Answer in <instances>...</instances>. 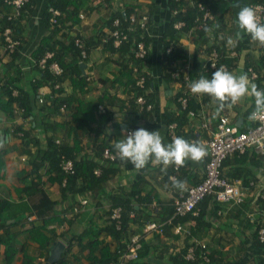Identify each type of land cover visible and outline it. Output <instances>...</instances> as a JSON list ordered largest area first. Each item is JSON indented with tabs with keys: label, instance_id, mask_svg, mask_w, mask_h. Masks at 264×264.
<instances>
[{
	"label": "trees",
	"instance_id": "obj_1",
	"mask_svg": "<svg viewBox=\"0 0 264 264\" xmlns=\"http://www.w3.org/2000/svg\"><path fill=\"white\" fill-rule=\"evenodd\" d=\"M190 1L191 0H170L169 7L171 10L179 11L177 14L178 17H173L172 22L184 18L187 22L188 28H190L194 25L195 18L203 15L204 12H199L197 9H194L190 5ZM194 1L195 3L201 2L215 16L214 21L210 22V25L208 26L213 28V39L217 42L214 45V48L222 55L221 61L226 62L231 70V67L233 66V58L230 59V57H225L229 55L231 52L230 50H241V45L239 44V46L236 44L228 46L229 48L231 47L230 50L226 48L227 45L225 44H228V40L233 38V35L230 34V36L227 37V35L223 34V31L226 29V25L229 26V24L225 21V15L223 13H219V9L222 4H224V0ZM90 2L91 0H50L49 2V7L46 10L44 20L46 25L51 28L47 36L42 38L40 44L34 50L35 52H33V65L37 70V75L34 79L35 81L33 82V90L36 96L35 104L36 106L39 104V107L33 110V102L31 98H29L28 92L20 90L18 96L16 97L12 95V89H10L9 86L7 87L9 94V100L6 105L8 106V113L10 115L14 114L13 108H10V106L14 102H17L20 105V108H23L24 118H29L32 114L38 113L41 117V121L36 122L32 119V127L30 125V128L32 129L26 131L23 135V138L25 139L24 151L27 155L26 159H28L31 171L25 177L26 180L24 181V186L17 189V199L0 196V247L1 245H6V264H10L14 260L21 248L20 246H22L21 251L27 255L26 263L28 264H34L33 260L36 256L45 255V259H48V254L45 252H47V250L49 252L50 247L60 238H64L67 241V246L63 252L61 260L67 253L70 252L71 246L74 243L81 244L84 240L88 239L89 242L85 245L81 244V246L82 249L89 247L90 252L88 259L91 264H108L113 261L116 262L118 261L119 251L127 248L129 237L132 233H135V230L131 232L132 225L139 223L143 231L144 225L142 224H146V221L152 219V212L146 207L153 202V197L148 195L142 196L140 190L134 189L129 194L111 196V207L107 210L110 220L109 224L104 227L99 225L94 218L89 222L88 228L85 229L79 236H70L68 231L56 234V231H58L57 229H53V231L49 229V225L54 223H58L62 226L65 225L69 229L77 218H75V215L73 218L67 219L68 217L65 216V213H69L68 211L73 212V208L78 203V200L76 199L73 204H68L64 213H59L60 211L57 210L58 206L69 202L70 197L76 198L79 194H84L90 191L95 192L103 187L104 183H106L107 168L103 169L105 166L100 165V161L103 157L102 154L104 149L110 145L114 146L116 143V141H113L115 133H108L107 130L108 123L111 120L114 122L116 118L117 111L111 107L112 104H116L115 100L118 98L116 94L120 91L123 94V98H118L119 101H121L120 107L123 109L122 111L127 121H132L131 125L136 124L135 118L137 115L145 118L148 116L147 113L150 114L153 111L145 110L140 112L137 109L136 100L139 96H145L148 102L154 105L157 102L154 73L148 67V62L152 56L151 49L153 46L151 37L148 33L149 26L151 24L152 11L143 10L136 5H127L125 13L122 11L113 13L108 20L102 24L103 30L101 29L91 42L89 40L87 42V40L83 39L84 37L81 35V32H78L75 37L67 39L66 37L68 34L70 35V30L73 27L65 24L64 21H66L68 16L74 17L80 10H86V7ZM256 3L264 4V0H244L242 7L251 6ZM51 7L58 9L61 12L60 15L55 16V22L51 21L54 17V14L50 11ZM70 7H73L72 11L70 10ZM23 11L24 8L21 10V14L19 16H15L16 9L13 6L7 5L4 0H0V44H3L7 51L8 43L6 42L4 31L7 27H10L12 29V38L15 39V41H18L19 44L21 43L19 40L21 39V36L19 35L21 31V29H19V20L22 19ZM64 12L68 14L66 17L64 16ZM131 14L137 15L138 19L144 14L150 15V19L147 22V28L141 29L137 26V28L133 31L128 32V38L123 40L120 46H116L114 44V37H109L110 39L107 42H104L103 38L108 34H113L115 30L119 29L121 31H127V29L129 30L128 27L131 24L133 26L135 25L130 20ZM116 18L121 20V24L118 26L113 24ZM172 22L166 30L161 48L162 72L167 82L172 81L171 75L166 73L167 66L173 59H176L181 50V48H177L176 46L171 54L166 53V49L171 46L173 42L176 40L178 41L182 35V31H178L173 28ZM217 24L219 27H213ZM106 30L109 31L107 32ZM205 34V30L201 31V39L203 42L210 40V38L206 37ZM77 38L83 39L84 47L85 49L87 48L88 52V56L86 58L81 56V50L76 44ZM139 42H143L148 50V54L144 59L134 58L133 55V51L135 52L136 49L138 50ZM20 48L21 46L17 47L14 52V56H18ZM91 49H100L109 63H115L117 66L119 65V71L117 73L110 70L113 73L112 78L105 76L104 72L98 75L97 79L101 81L104 88H100L101 90L99 96L95 99H91L87 96L91 89L89 88L90 84L92 83L93 78H95V74H92V71L95 73V70L87 63L88 61L91 62V54L93 53V50L91 51ZM48 52H52L53 57L47 59L44 67L40 64V60L44 58ZM258 60L259 61L255 62L249 61L247 67L249 68L250 66H253L254 70L258 73L262 72V75H259L260 77L257 80L256 85L259 89H264V85L261 84L264 80V73L261 71V68L264 67V55L260 56ZM53 62H58L61 65L63 72L60 75L54 74L50 69V65ZM81 62L88 66V71L86 69L87 75L82 74L80 69ZM197 64L198 63L196 62V67ZM134 65H137L141 70H144L145 86L143 88L136 86V80L133 81L132 78L126 79L123 74H120L124 71H128V69H133ZM213 72L214 70H210L209 73L202 75L201 77L211 79ZM195 73L196 72L193 73V76ZM142 74L143 73L139 74V76H142ZM17 78L18 77L15 76L14 80L16 81ZM56 83H60L62 86L61 88L54 90ZM66 84H70L71 88H65V86L67 87ZM42 87H49L48 89H52L51 91L54 92V94H49L43 98V101L40 100L41 96L39 95L40 88ZM182 87L183 86L175 87L178 91L175 96L176 99L178 98V94L181 92H179V90ZM112 91H114L115 94L112 93ZM203 102L205 103V95H203ZM100 104L106 107L105 113H101L99 111ZM176 105H178V112L180 110V104L177 102ZM189 107L190 109L197 111L201 108L196 99H191ZM187 119L191 120L187 111L179 112V114L169 112L167 124L177 122L178 137H183L190 142V139L194 136V134L192 132H187L188 130H184V124L186 125L185 122H187ZM147 124H150L148 118ZM167 126L168 125H166V127ZM34 132L37 133V136L33 134ZM89 137H93L94 141L88 144L86 139ZM169 142L171 143V140H169ZM165 144H167V142ZM88 147L90 149H88ZM244 155L246 158L250 157L247 151ZM251 157L254 160L258 159L254 155ZM252 158L250 159L252 160ZM67 160H71L73 162L74 173L66 172L62 168L63 164ZM207 161V157L204 156V158L197 163L205 166L206 170ZM111 163L114 162H108L107 164ZM98 166L102 168L100 176H97L94 173V169ZM181 168L182 167L174 169L173 166L171 169L166 170L167 179L171 174H178L177 172L178 170H181ZM1 171L2 173H0V177H2L5 172L4 161L0 164V172ZM22 172H24V170H21L19 174ZM242 175L246 177V174ZM223 177L230 180L225 176L224 172ZM64 180H66L65 184ZM245 181L247 182L246 179ZM230 182L232 181L230 180ZM55 186L58 187V191L53 188ZM136 196H138L136 202H138L140 206L145 205V213L143 210L141 211V209H137V203L135 202ZM213 197V195L206 196L198 204L199 211L198 215H196L198 216L195 221L196 227L192 226L189 232L186 233L188 238L191 236L193 237L196 234L198 236L201 231L203 235V230L207 232L213 225V222L210 220L206 222L203 221L204 223H202L201 220H204L210 215L222 218L221 215H217L220 208L219 204H216V208H213V210L204 206V203L206 205V203L211 199L213 202V199L215 198ZM257 201L259 205L261 204L264 206L263 198L258 197L256 202ZM20 202L21 204L26 202L30 204V206L27 204L29 206V210L23 218H19L20 214L11 212L13 208H17ZM174 204L175 200L172 206L168 209V215L163 218L164 221H156L162 229V232L159 234L167 235V232L171 230L170 228H174L176 224L181 223L185 219L183 216L175 214ZM116 206L123 207L121 228H117V221L115 219L112 220L111 218V210ZM246 207H249L246 201L235 205L234 208L232 207L233 210L230 212L229 217L236 219L238 222L251 220L253 223H250V226H255V231L253 232L255 245H258L260 248H264V241L261 240L259 234V230L262 227V222H264V220L261 221L260 218L256 217V215L250 217L249 213L245 211ZM166 209L167 207L165 210ZM131 212L135 213L134 217L130 216ZM32 216H35V218L30 219ZM189 216L191 218H195V216ZM11 219L15 220L13 222H9ZM170 219L172 220L169 225H163L162 222L167 224ZM101 229L105 230L107 234L114 236V239L119 241L120 247L114 253L110 250L108 243L103 244L104 239L96 237L97 233ZM156 233L158 234V232ZM159 234L156 235L157 240L161 238ZM18 240L23 241L24 243L21 244ZM195 240L199 241V239L194 238V244L191 245L196 247L197 259L189 260L186 258L188 249L191 246L190 245L186 246L184 249L172 256L174 264H209L219 260L217 257L220 254L216 252V249L212 246H207L206 252L209 257V261H205L201 257V253L204 250ZM32 242L38 243L39 247L36 248L34 254L31 256L27 254L25 247L29 246ZM100 244H103V247H101L98 253H96L94 248ZM18 246L20 247L19 250ZM152 253L153 250L151 245H144L140 249V256L136 260L130 262V264H156L152 260H148L149 255ZM156 256L158 260L164 259L162 258L164 256L162 253L156 254ZM253 259V264H264V258L262 256L255 257ZM61 260L57 263L61 262Z\"/></svg>",
	"mask_w": 264,
	"mask_h": 264
},
{
	"label": "crops",
	"instance_id": "obj_2",
	"mask_svg": "<svg viewBox=\"0 0 264 264\" xmlns=\"http://www.w3.org/2000/svg\"><path fill=\"white\" fill-rule=\"evenodd\" d=\"M49 2L50 0H30L24 8L22 19L19 20V29H21L19 34L21 36V39H19L21 43L19 46H21V48L17 57L14 56V53H9L3 44H0V139H3L4 141L3 146L0 147V164L4 161L5 168L3 176L0 177V196L9 197L10 199H17L16 191L18 188L24 186V181L26 180L25 177L31 171L28 159L22 161V157H27V155L24 151L25 139L21 134L32 129L30 128V125L33 122L32 119L36 122H40L41 117L38 113L32 114L29 118H24L15 113L10 115L7 111L8 106H6L9 100L7 87L9 86L10 89H12V95L16 97L20 90L28 92L29 98H31L33 102V110L39 107V104H37V106L35 104L36 96L33 90V82L37 75V70L33 65V52H35L34 50L40 44L42 38L47 36L51 28L46 25L44 20L46 10L49 7ZM107 2L108 4H106L104 0H91L86 7V10H80L74 17L68 16L64 22L73 28L70 30V35L68 34L66 38L71 39V37H75L78 32H81V35L84 37L83 39L87 40V42L88 40L91 42L100 32L97 31V28L101 25L99 28V30H101L102 24L108 20L113 13H117L123 9L126 11L127 5H136L143 10L152 11L151 24L148 33L151 37L153 46L151 49L152 56L148 62V67L154 73L157 102L154 105L152 113H147L148 116L145 118L137 115L135 118L136 124L131 125L132 121H127L123 114V109L120 107L121 101H119L118 98H123V94L119 90L120 92L116 94L118 97L115 100L116 104H112V106L110 105L117 111L114 122L113 120L110 121V130L115 134L123 135L125 134L123 131L125 126L136 128L143 127L148 131H159L163 141H165L163 143L167 142L168 144L170 143L169 140H171L168 137V129L166 127L168 114L169 112L177 114L178 108V105H176L177 99L175 97L178 91L176 88H171L169 82L166 81L161 65L163 38L167 28L172 22L173 15L172 10L169 7L170 0H107ZM223 2L224 4L220 7L219 13L225 15V21L230 26L226 25L223 34L227 35V37L230 36V34L233 35V38H231L233 43L225 44L227 45L226 48H229L228 46L231 45H241H239L241 50L237 51L238 56L233 59V66L231 67L230 72L237 76L245 73L247 74L248 62L259 61L258 58L264 55V46H261L257 41H253L249 34L238 29L235 13L238 14L240 8L243 6L244 0H224ZM70 10L72 11L73 7H70ZM125 11L123 13H125ZM81 13L85 14V18L80 16ZM67 15L68 14L64 12V16L66 17ZM236 30L240 32L238 39H236ZM181 38L182 36L180 39ZM201 42L203 41L201 40ZM197 44L200 43L197 42ZM92 50L93 49H91V51ZM87 63L92 65V68L95 70V73L92 71V74H95V78H93L92 83L90 84L89 88L91 89L87 96L91 99H95L99 96L100 88H104L101 81L97 79L98 75L104 72L105 76L112 78L113 73L110 70L117 73L119 71V65L117 66L115 63H109L100 49L93 50V53L91 54V62L88 61ZM99 63H102V65L98 66ZM87 67L88 66L86 65V69ZM261 71L264 73V67L261 68ZM120 74H123L126 79L129 78L128 73L125 71ZM259 75L261 76L262 72L259 73ZM15 76L18 77L16 81L14 80ZM261 84L264 85V80ZM66 85L67 87L65 86V88H71L70 84ZM42 88H45L44 91L46 94L49 93V87ZM112 93H114V91H112ZM205 103L206 110H208V112L210 111L208 115L210 128H213V126L218 123V118L222 114L229 115L231 122L234 125L238 126V122H240L239 126L242 130L253 125L251 113L256 109L253 97L246 96L234 105L226 103L223 108H220L219 103L214 98L205 95ZM15 105L16 102H14L10 108L12 107L14 109ZM147 118L150 124H147ZM124 120H126V122ZM185 123L184 130H188L187 132H192L194 134V136L190 138H196L197 142L203 144L207 150V142L210 135L207 130L199 129L201 124L200 119H187V122ZM33 134L37 136L36 132ZM86 140L89 144L94 141V138L89 137ZM88 149L90 148L88 147ZM247 153H249V158H246L244 153H236L229 156L225 160L223 172L232 182L239 183L243 187L249 188L248 197L246 199V203H248L249 207H246L247 209L245 208V211L250 213L251 217L256 215V217L263 221L264 206L261 204L259 205L258 201L256 202L257 198H255L254 193L256 192V195H258L259 192L264 189V155H261L253 149H248ZM252 155L256 156L258 159L254 160L251 157ZM250 158H252V160ZM104 166L103 169L107 168V179L106 183L103 184V187L95 192L90 191L86 193L85 196H79V194L76 198L70 197L69 202L58 206L57 210L60 211L59 213H64L68 204H73L76 199L78 200V203L76 204L78 206L81 205L80 197H86L89 199L87 205L81 206L82 208L79 213H71L68 211L71 214H68L67 219L73 218L75 215V218H77L72 226L68 229L65 225L62 226L58 223H54L49 225V229L52 231L53 229H57L58 231L55 230L56 234L68 231L70 236H79L88 228L89 222L94 218L99 225L104 227L109 224L110 220L107 210L111 207V196L129 194L134 189L140 190L142 196L148 195L153 197V202L146 207L152 212V219L146 221V223L149 221H164L163 218L168 215V209L172 206L174 200L184 192L187 187L201 183L205 176V166L191 160L186 161L184 167H182L181 170H178V174H171L168 179L166 177V171H162V165L157 164L154 159L150 160L147 166L141 170H136L132 163L120 159ZM172 167L173 166H169L166 170L171 169ZM176 168L179 167L174 166V169ZM21 170H24V172L19 174ZM0 173H2V171ZM242 174H246V177ZM174 179L184 182L183 189L173 187L172 181ZM251 183H255V186L250 187ZM53 188L58 191L57 186ZM137 198L138 196H136L135 202L137 201ZM215 200V198L213 199V202L212 199L209 200L206 205L204 203V206L213 210V208H216V204H219L220 208L218 207L219 210L217 215H221L222 218L210 215L204 220H201L202 223L208 220L213 222L209 231L206 232L203 230V235L201 231L198 236L196 234L193 237L191 236L188 238L186 233H177L174 228H170L171 230L167 232V235L158 233L161 237L159 240L156 239V235H158L156 232H149L144 235L142 244H150L153 250V253L149 255L148 260H152L156 264H163L165 261H169L168 264H174L172 256L186 246L194 244V238L202 240L209 247L212 246L216 249V252L220 254L217 257L219 260L209 264H253V258L258 256L264 258V248L255 245L253 239L255 226H250V223L253 222L250 219V221L245 220L243 222H238L236 219L230 218L229 214L235 205L229 206ZM136 203L137 209H141L143 212L146 211V208H144L145 205L140 206L138 202ZM166 207L167 209L165 210ZM197 217L198 216L191 218L190 216H186L180 224H184L189 229L192 226L196 227L195 221L197 220ZM32 218H35V216H32ZM14 220L15 219L10 220V222H13ZM133 230H135V233L137 234L142 233V228L139 223L132 225L131 232ZM96 237L104 239L103 244L108 243L109 248L113 253L120 247L119 241L114 239V236L107 234L103 229L97 233ZM59 240L65 244L67 242L64 238H60ZM88 242L89 240L86 239L81 244L85 245ZM81 244L74 243L71 246L70 252L67 253L62 260L60 259L61 262H56V264H91L88 259L90 252L89 247L82 249ZM103 244L94 248L96 253H98L99 249L103 247ZM20 247L22 248V246ZM20 247L18 246V250ZM37 247H39V244L32 242L29 246L25 247V250L28 255L32 256ZM21 248L10 264H28L26 263L27 255L21 251ZM5 250L6 245H1L0 264H6ZM50 250L51 247L49 252L48 250L45 252L48 254V257ZM159 253L164 255L162 257L164 258L163 260H158L156 254ZM120 255L121 254L119 253L118 261L120 260ZM47 260L48 259H45V255L36 256L33 263L46 264ZM132 261L133 260H127L125 264H130ZM113 262L115 263V261Z\"/></svg>",
	"mask_w": 264,
	"mask_h": 264
},
{
	"label": "built area",
	"instance_id": "obj_3",
	"mask_svg": "<svg viewBox=\"0 0 264 264\" xmlns=\"http://www.w3.org/2000/svg\"><path fill=\"white\" fill-rule=\"evenodd\" d=\"M106 1V0H104ZM7 5L13 6L16 9L15 16H19L21 14V10L25 8V6L30 2V0H4ZM190 5L197 9L199 12L203 11L202 16H197L194 20V25L188 28L187 22L184 18L175 20L173 23V28L182 31V38L180 40H176L166 49L167 54H171L173 49L177 46V48H181L176 59H173L170 64L167 66L166 73L171 75L172 81L174 82L175 87L183 86L178 94L177 102L180 104V110L177 112L187 111L191 120L200 119L201 124L199 129H204L209 132L210 138L207 142V150L206 155L208 161L205 170V176L201 183L197 185H192L187 187L184 192H182L175 200V214L180 216H187L191 214L192 216L198 215V204L209 195H213L215 199L219 202L225 203L229 206L241 204L246 201L248 197V187H243L241 184L236 182H230L228 179L223 177V164L225 160L236 153H245L248 149H253L256 152L264 155V112L257 113L255 118H253V113L257 110H253L251 113V120L253 121V125L249 128L242 130L240 126L234 125L231 122L229 115L222 114L218 118V123L210 128L208 115L210 111L206 110V103L203 102V95H196L190 91V85L192 82L198 80L202 75H206L210 72V70L216 71L217 68L223 66L226 70L230 71L229 66L226 62L221 61L222 55L220 52L214 48V45L217 43L213 39V32L208 34L206 33V37L210 38L209 42H201V31L205 30L206 27L210 25V22L214 21L215 16L210 12V10L204 6L201 2H196L194 0L190 1ZM256 10L257 16L259 20L264 23V4H252ZM185 10V9H184ZM183 10V11H184ZM50 11L54 14V17L51 19L52 22H55V16L60 15L61 12L58 9L53 7L50 8ZM178 10H172V21L173 17H178ZM80 16L85 18V14L81 13ZM11 18V17H10ZM150 19V15L144 14L141 18L138 19L137 15L131 14L130 20L134 26L131 24L127 29V31H121L119 29L115 30L113 34H108L103 38V41L107 42L110 38L114 37V44L116 46H120L122 41L128 38V32L133 31L137 26L141 29L147 28V22ZM114 25L118 26L121 24V20L116 18L114 20ZM12 29L7 27L4 31V35L6 38V42L8 43L7 49L8 52L13 53L16 51L17 46L19 44L18 41L12 38ZM110 35V36H109ZM110 37V38H109ZM212 37V38H211ZM199 42L200 44H197ZM76 44L78 48L81 50V56L86 58L88 56L87 48L84 47L83 39L77 38ZM193 50L191 53L189 50ZM229 50L231 49L228 48ZM231 52L225 58H233L235 59L238 56V52L236 50H230ZM148 54V50L145 47L143 42L138 43V50L134 52V58L144 59ZM52 57L51 53L46 55V58H43L40 62L42 66H45L46 59ZM224 58V59H225ZM197 67L195 66V63ZM215 66V68L213 67ZM51 70L54 74L60 75L63 72L61 65L58 62H53L50 65ZM197 68V70H196ZM144 70H141L139 66H133V73L137 75L136 78V86L143 88L145 86V77ZM195 75L193 76V73ZM142 76H139V74ZM247 76L252 83L257 82L259 79V73L254 70L253 67H249L247 69ZM60 84L57 83L55 85L56 89H59ZM44 94V93H43ZM191 99H196L200 104V110L190 109V101ZM43 101V98L40 99ZM137 109L140 112L150 111L154 109V104L149 103L145 96H139L136 100ZM99 111L101 113L106 112V107L102 104L99 105ZM16 112L19 114L23 113V109H17ZM168 136L171 139V142L178 137L177 127L178 123L173 122L167 124ZM138 128L136 127H124L123 131L125 134L131 133ZM196 138L190 139V143H196ZM103 157L100 161V165H106L108 162H116L119 160V156L117 154L114 146H107L103 151ZM26 160V158H22ZM62 168L66 172L74 173V165L71 160H67ZM94 173L97 176H100L102 173V168L100 166L94 169ZM176 178V177H174ZM66 180H64V184ZM255 183H251V186H254ZM255 192V191H254ZM255 198L261 197L264 199V189L256 195L254 193ZM89 203L88 198L80 197V204L76 205L73 208V212L71 213H79L81 210V206L87 205ZM111 218L117 221L116 227L121 228V218L123 207L116 206L111 210ZM65 216L67 217L68 214ZM131 217L135 216L134 212H131ZM251 217V214L249 213ZM32 219V217H30ZM171 223V219L168 222ZM262 227L259 230L260 238L264 241V222H262ZM175 230L177 233H188L189 228H187L184 224H177L175 226ZM151 232H162L160 225L156 221H149L146 223L145 227H143L142 233H134L131 235L129 241L127 242V248L125 250H121L120 252V260L118 262L108 263V264H125L127 260H136L140 256V249L143 244V236ZM196 241V240H195ZM198 245L204 250L201 253V257L205 261H209V257L206 252L207 244L201 240L196 241ZM186 258L189 260H196L197 253L196 247L190 246L188 249V253ZM101 264V263H98Z\"/></svg>",
	"mask_w": 264,
	"mask_h": 264
},
{
	"label": "clouds",
	"instance_id": "obj_4",
	"mask_svg": "<svg viewBox=\"0 0 264 264\" xmlns=\"http://www.w3.org/2000/svg\"><path fill=\"white\" fill-rule=\"evenodd\" d=\"M104 2H107V0ZM237 17L238 29L249 34L253 41H257L261 46H264V23L259 20L256 10L251 6H244L240 8ZM213 27H219V25L217 24ZM212 31V27L205 28V32L208 34L212 33ZM239 35L240 32L237 33V36ZM228 43H233L231 38L228 40ZM192 51L193 50H189L190 53ZM48 53H51L53 57L52 52ZM44 58H46V56ZM213 67L215 68V66ZM125 72L128 73L129 79L132 78L133 81L136 80L137 75L133 73V69H128V71ZM61 86L60 84L59 88H61ZM44 90L45 88H40L39 95L41 98H45L49 94H54V92L51 91L52 89H49V93L47 94ZM54 90L57 89L55 88ZM190 91L196 95H208L214 98L219 103L220 108H223L226 103L234 105L246 96L253 97L257 110L252 114L253 118H255L257 113L264 112V89H259L255 83H252L246 73L237 76L226 70L223 66L217 68L216 71L212 73L211 79L200 77L198 80L192 82ZM16 108L23 109L22 107L20 108L17 102L13 109V113L23 116V113L18 114L16 112ZM21 135L24 134L22 133ZM3 142V139H0V147L3 146ZM114 148L120 160L132 163L136 170L144 169L152 159H154L157 164L162 165V171H166L169 166L183 167L188 160L200 162L206 155L205 146L199 142L190 143L183 137H176L171 143L165 144L163 143V138L159 131H148L143 127L125 134L124 139L114 144ZM22 161L25 160L22 159ZM172 184L173 187L178 189H183L184 187V182L181 180L174 179ZM85 194L86 193L80 194L79 196H85ZM189 215L191 214L187 216ZM163 225H169V223H163Z\"/></svg>",
	"mask_w": 264,
	"mask_h": 264
},
{
	"label": "rangeland",
	"instance_id": "obj_5",
	"mask_svg": "<svg viewBox=\"0 0 264 264\" xmlns=\"http://www.w3.org/2000/svg\"><path fill=\"white\" fill-rule=\"evenodd\" d=\"M106 4H108V2H106ZM127 7V6H126ZM125 10L123 9L122 10V12H124ZM235 16H236V19H237V14L235 13ZM101 27V25L97 28V31H100L99 30V28ZM107 32L109 31V30H106ZM236 33H238V31L236 30ZM239 38V36H236V39H238ZM102 65V63H99L98 64V66H101ZM90 66H92V65H90ZM169 84L171 85V87H174L175 86V84H174V82H169ZM125 122H126V120H124ZM110 123L111 122H109L108 123V125H107V130H108V133H111V134H113V132L109 129L110 128ZM125 134H123V135H119V134H114V139H113V141L115 142H118L119 140H121V139H123V136H124ZM117 137V139H116V137ZM30 206V204L29 203H22L21 204V202H20V204L17 206V208H13L12 210H11V212L12 213H18V214H20V216H19V218H23V217H25L26 216V212L29 210V206ZM18 209V210H17ZM18 211H21V212H18ZM11 220H13V219H11ZM9 222H10V220H9ZM18 242L19 243H21V244H23L24 242L23 241H19L18 240ZM169 263V261H165V262H163V264H168Z\"/></svg>",
	"mask_w": 264,
	"mask_h": 264
},
{
	"label": "water",
	"instance_id": "obj_6",
	"mask_svg": "<svg viewBox=\"0 0 264 264\" xmlns=\"http://www.w3.org/2000/svg\"><path fill=\"white\" fill-rule=\"evenodd\" d=\"M80 69L82 71V74L86 75V64L81 63ZM239 123L240 122H238V125H239ZM65 247H66V244L60 240L57 241L56 243H54L51 246V250H50L49 257H48L46 264H54V263L58 262L62 258Z\"/></svg>",
	"mask_w": 264,
	"mask_h": 264
}]
</instances>
